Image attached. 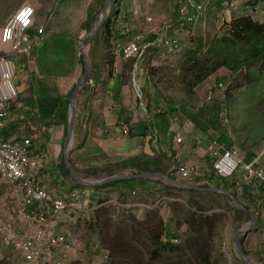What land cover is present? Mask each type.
I'll list each match as a JSON object with an SVG mask.
<instances>
[{
	"label": "crops",
	"instance_id": "crops-1",
	"mask_svg": "<svg viewBox=\"0 0 264 264\" xmlns=\"http://www.w3.org/2000/svg\"><path fill=\"white\" fill-rule=\"evenodd\" d=\"M108 1L19 0L11 9L14 13L24 4L32 5L36 9L37 19L34 27L29 30L33 43L31 54L27 55L19 52L13 55L17 68L19 97L13 102L9 115L0 121V140L15 141L30 138L32 142L30 156L40 161L37 179L41 182V185L54 192L87 188V186L80 185L73 175L71 178L64 171L66 167L70 170L66 163L69 141V108L67 120L64 108L66 100L73 94L72 92H74L86 71L82 47L84 40L91 34L90 31L93 30L96 20L95 18L91 29H89V14L93 15L99 12L98 16ZM119 1L121 7L120 10L118 8L116 11ZM158 1L113 0L107 10L105 21L106 23L113 20L114 31L112 36L109 37L107 43L104 42L102 30L101 36L97 40H92L93 42L91 41L92 43L86 48L87 57L94 60V65H91L88 83L82 87L77 98L76 124H78V128L75 141L69 148L70 165L75 171H80V173L76 171L80 177L82 175L88 177H81L83 179L97 178L94 180H99L108 178L105 176L133 175L134 171L132 170L135 169H118L117 165L128 162L135 157L149 159V162H152V159L155 158L159 162L158 168L161 170V174L177 181L179 180L171 174V167L177 162H183L189 166L213 164L214 158L209 150L210 143L212 140H219V132L213 127L207 128V124L213 115L208 114V110L200 113L199 110L192 109L189 106L181 109V107L162 101L163 97L159 91L161 89L156 86L157 83H155L156 88H151L146 66L143 63H141L139 82L143 93L148 94V91H150L149 94L152 98L151 96L147 100L144 98L141 103L137 95V89L132 84V61H127L120 55V49L125 40L123 34L125 17L129 20L133 8H136L137 5L141 6L144 14L159 16ZM216 4L221 5L220 2H216ZM237 4H245V0L238 1ZM112 5L115 7V13L110 9ZM176 8L178 10V5ZM171 9L174 8L171 7ZM212 11H216V9L214 8ZM246 11L250 13V8H247ZM169 12L171 14L172 10ZM206 16V20H201L197 26V32L207 26L211 17ZM233 18L236 17L233 16ZM158 21L161 22L159 17L156 18L155 27H157ZM39 28L44 29L43 34H39ZM195 35L191 36L194 37ZM187 36H180L179 38L183 42L184 39H190ZM155 37V35H150V41ZM96 45H100V47L97 48ZM159 54L160 50L156 46L149 50L146 58L151 56V61L154 64L160 60L161 56ZM19 70L24 74L18 77ZM22 100L29 102V105L22 103ZM204 103L210 110L219 108L222 113L221 119L225 120V114L218 104L213 102ZM175 110L185 112L183 120L172 113ZM195 115H203L204 119L201 122L206 128L205 132L187 119V117ZM85 121L89 124L88 129L83 128L82 124ZM126 127L130 128V134L128 135L124 134V128ZM179 137L183 140L181 144H178ZM242 161L245 165H264V153L261 157L247 153ZM105 168H110V170L104 172ZM96 169H101V176L82 174L86 170ZM245 176V171H239L233 179L228 180L229 189L237 194L235 197L240 198V203L242 201L244 206L250 207L252 213L259 211L260 215L259 217L256 215V229L251 234L241 237L240 241H243L244 251L253 254L251 257L264 259L263 255L257 254L264 249V206H262V209L259 207V204L264 201V188L259 182L258 184L253 183V181L248 183ZM207 180H211L210 177ZM179 182L187 186L171 185L177 189L175 192L180 194H187L182 192L181 189L194 190L200 193H214L212 191L196 190L193 187L228 189L226 183L224 184L222 180L218 179L214 182L211 181L212 185L209 186H205L201 180ZM156 189L158 187L153 190ZM240 189L243 190V193L239 192ZM244 189L248 191L250 196L254 197V202L244 200ZM100 190L105 191L108 189ZM173 200L175 204L182 202L180 199ZM217 212L223 213L231 219V214L225 209H215L210 213L215 214ZM179 218L178 221L173 210L171 233L173 234V229L176 227V230H183V232L181 231L183 238L188 227L182 223L183 220L180 216ZM65 221L59 224L58 231L67 235L64 231ZM232 229L236 233L239 231L235 225ZM235 235L232 240V248L235 255H237L238 250L234 244ZM67 236L73 241L75 240L71 236ZM76 244H74L75 248L70 253L74 264L101 263L100 260L105 250L101 244L98 242L84 245Z\"/></svg>",
	"mask_w": 264,
	"mask_h": 264
},
{
	"label": "built area",
	"instance_id": "built-area-1",
	"mask_svg": "<svg viewBox=\"0 0 264 264\" xmlns=\"http://www.w3.org/2000/svg\"><path fill=\"white\" fill-rule=\"evenodd\" d=\"M216 1L223 3L229 16L237 9L236 3L231 0H183L179 4L177 17L160 23L158 21L157 27L154 25L156 17L144 14L140 5L133 8L129 20L125 17V40L120 55L127 61L135 62L132 81L137 89L139 101L143 102L144 99L138 76L139 63L148 51L156 46L159 48L161 60L153 64L157 68L168 66L170 63L177 66L184 61L185 47L179 37L195 35L200 21L206 20L208 9L213 7ZM21 13L27 15L21 17ZM36 19V9L32 5H24L2 29L0 42L8 50L5 54H0V119L9 115L13 102L19 97L17 68L13 55L19 52L31 54L33 43L29 30L34 27ZM38 32L43 34L44 29L40 28ZM150 35L156 37L150 41ZM163 77L164 73L161 74V80ZM207 89L208 104L214 101L215 90L219 93H225L226 90L224 84L218 85L217 82L209 85ZM82 125L84 129H88L89 124L86 121ZM124 134H130L129 127L124 128ZM182 141L179 137L178 144ZM31 144L30 138L0 140V180L11 186L19 200V205L9 212L5 222L1 224L0 233L22 254L25 263L73 264L70 253L75 243L58 231V226L69 216L82 214L90 218L91 214L103 206L99 204L100 193L90 188L54 192L41 185L37 179L40 161L30 156ZM209 150L214 158L212 165L189 166L177 162L171 167V174L179 181L201 180L205 186H209L212 182L207 179L213 175L219 179L230 180L243 170L248 183L256 181L255 183L259 182L264 188V165H245L241 150L235 145L231 146L228 141L212 140ZM239 192L243 193V190L240 189ZM262 206L264 201L259 204L261 209ZM161 242L178 245L180 239L171 241L167 236H163ZM100 261V264H111L110 252L104 250Z\"/></svg>",
	"mask_w": 264,
	"mask_h": 264
},
{
	"label": "rangeland",
	"instance_id": "rangeland-1",
	"mask_svg": "<svg viewBox=\"0 0 264 264\" xmlns=\"http://www.w3.org/2000/svg\"><path fill=\"white\" fill-rule=\"evenodd\" d=\"M18 1L19 0H0V35L2 28L6 25V23L23 7L22 5L14 13L11 11L12 6H14ZM182 1L183 0H160L157 3L160 7L159 16L153 14L151 16L156 18L159 17L162 22L168 18L175 19L177 17L176 6H179ZM235 2L237 1L235 0ZM171 7L174 9H171ZM222 7V5H217L216 3H214L213 8L208 7L209 9L207 11V15L211 18L209 19L205 29H201V31L198 32L196 29V35L194 37L189 34L187 37L190 39H184L183 43L186 44L184 62L179 63L177 66L170 63L174 66L173 68L170 64H168V66L160 67L153 71V73L152 70L154 69L153 62L151 61L152 58L151 56H148L139 63L140 70L138 72V76H140L141 63H143V65L146 66V73L147 77L150 79L149 82L151 88H156V86H158L161 89L159 91L163 97L162 101L167 102V104L181 107V109L189 106L192 109L199 110L200 113L206 112L209 109V107L207 108V105L204 103L206 102V96L208 93L207 87L209 85H214L216 82L218 85L219 83L224 84L226 88L225 93L215 92V90L213 103L218 104L225 114V125L229 128L230 140L241 150L242 158L246 157L247 153L261 157L264 153V66L254 64L244 68L243 72L237 74H233L228 69L222 68L202 85L198 87L195 86L196 73L194 72V69L200 66H205L208 61L207 56L213 57L215 54L212 53L211 55H208L209 52L213 51V41L217 38L225 36V19L229 23L230 19L235 20L238 17L242 18L252 16L256 21H264V0H245V4H240L238 10L234 13V15L232 14L231 17L226 14L225 7ZM214 8L216 11H212ZM247 8H250L251 14L246 11ZM110 9L115 13L114 5H112ZM171 10L172 12L169 14V11ZM233 16L236 18H233ZM101 31L102 30L100 28L97 35L101 36ZM91 32L92 30L90 33ZM96 46L97 48L100 47V45ZM4 49L5 46H3L0 42V50ZM159 56H161V54H159ZM88 61L91 68V65H94V60H90L88 58ZM133 63L135 62H132V64ZM163 73L164 77L163 80H161V74ZM23 74L24 72L20 70L18 71V77ZM156 82H159V84L157 83L155 86ZM165 82H167V85H165ZM187 86L195 87L193 90H189ZM149 93L150 91H148V94H144L143 98L146 100L150 98L151 95ZM21 102L29 105V102L25 100H22ZM140 102H142V100ZM182 102L189 104H183ZM180 111L175 110L172 113L176 117H179L180 120H183L185 112L183 110ZM81 177L88 178L83 175ZM101 194V200H114L122 203L121 200L123 199L120 200L117 192L112 191L111 189L102 191ZM187 197V194L169 191L163 187H158L156 190H143L142 192L137 191V193H131L124 199L126 200V205L134 204L139 205V207H110L107 208V216L106 214L103 215L108 218V224L112 233L120 231L131 235L135 233L137 234L138 230L135 232V229L127 227V224H129L127 216L132 214L139 219H146L149 212L158 211L166 224L167 234L170 235L172 234V211L177 208V206L174 207L175 202L171 201V199H180L182 201L180 204L185 207ZM18 205V198L12 191L11 187L0 180V227L1 224L5 222V218L9 212ZM158 205L159 207H157ZM1 209H4L5 211L2 213ZM102 211L103 210L96 212L90 218L82 214L69 216L64 223L65 233L75 239L74 241L76 242L74 243H77L76 245L97 242L101 244L95 230L97 231L99 229H103L105 225V223L103 224L102 222L97 223V217L99 214H102ZM217 214L220 216L225 215L223 213L220 214L219 212H217ZM254 214L258 217L260 215L259 211H255ZM179 216H182V214ZM217 217L219 216L217 215ZM227 218L225 226L222 228V231L220 230L222 234L220 233V235L215 239L213 245L214 251L215 253L222 255L223 261L221 264H241L238 253L235 255L233 251L234 249L232 248L233 236L236 233L234 232L235 230L232 229L234 225H232L230 217L227 216ZM174 229L173 235H178L181 238V231L183 232V230H176V227H174ZM179 237L178 239H180ZM250 258L256 263L264 264V259L261 257ZM0 264H28L24 262L22 255L13 249V247L8 243V240L1 233Z\"/></svg>",
	"mask_w": 264,
	"mask_h": 264
},
{
	"label": "trees",
	"instance_id": "trees-1",
	"mask_svg": "<svg viewBox=\"0 0 264 264\" xmlns=\"http://www.w3.org/2000/svg\"><path fill=\"white\" fill-rule=\"evenodd\" d=\"M120 7L119 1L117 3L116 11L118 8L120 10ZM98 13L99 12L93 15L89 14V29H91L92 23ZM225 22V36L215 39L212 43L213 51L208 53V55H211L212 53L215 54L213 57L207 56L208 61L205 66H200L194 69V72L196 73L195 86L197 87L206 82L222 68L228 69L233 74H237L243 72L244 68L254 64L264 66V21H256L253 17L248 16L232 20L229 23L228 21ZM101 30H103L102 37L104 42L107 43L109 37L112 36V32L114 31L113 20H109V22L107 21ZM99 37L100 35H97L95 39L97 40ZM153 71L154 70H152V72ZM195 86H187V88L193 90ZM71 95L65 103L64 111L66 120ZM218 109H208L207 113L213 115V117L209 120L207 128L213 127L216 129L217 132H219V139L222 141H228L229 144L233 146L234 144H232L229 137V128L225 125V120L221 119L222 113L220 109ZM187 119L191 120L196 127L205 132L206 128L201 122L204 119L203 115L189 116ZM77 128L78 124L76 125V130ZM158 166L159 162H157L155 158L152 159V162H149V159L145 160L135 157L131 158L128 162L118 164L117 168L135 169L132 170L134 171L133 175L142 173L161 174V170ZM105 169L106 170H103L104 172L110 170V168ZM64 171L72 178L71 171L68 170L67 167ZM76 171L80 173L79 170ZM100 171L101 169L86 170L82 174L99 177L102 175ZM210 179L212 182L217 179L222 180L223 183H226L227 185L228 189L226 190L237 196L235 192L230 191L231 189H229L230 185L228 180L216 178L214 175L211 176ZM146 183L149 184L147 185ZM157 187H163L169 191L177 190L171 184L157 181L152 178H127L116 180L96 188L111 189L112 191L117 192L120 200L123 199L121 201L125 204L126 200L124 198L129 194L134 192L137 193V191L142 192L143 190H153ZM181 190L188 195L187 201H185L186 206L184 207L183 205L176 203L174 204V207L177 206V208L174 209V211L178 221L180 219L179 215L182 214V216H180L183 220L182 223L187 225L188 230L183 238L181 236L182 242L178 245H174L173 243L163 244L161 242L163 236H167L171 241L179 236L167 234L166 224L158 211L149 212L146 219H139L132 214L127 216V221L129 223L127 224V227L135 229V232L138 230L137 234L130 235L120 231L112 233L108 224V218L103 215L107 213V208L112 206H104L101 208L103 211L102 214H99L97 217V223L102 222L103 224L105 223V225L103 229L95 230V232L97 233L103 247L111 252V264H221L223 261L222 255L215 253L213 245L228 218L227 215L220 216L217 213L212 214L210 212L215 209L227 210V212L231 214L232 225H235L237 230H240L244 225L250 222L249 215L240 210L224 195L210 192L200 193L189 189ZM238 200L240 201V198H238ZM244 200H250V202L255 201L254 197L250 196L246 189H244ZM106 201L107 200H101L100 203ZM171 201L174 202V200ZM244 207L246 210L252 212L250 207ZM217 215L219 217H217ZM254 215L256 216V214ZM242 242L243 241L241 240V243ZM245 254L247 257L253 255L247 251H245ZM257 254L264 256V249ZM240 262L241 264H244L242 261Z\"/></svg>",
	"mask_w": 264,
	"mask_h": 264
},
{
	"label": "water",
	"instance_id": "water-1",
	"mask_svg": "<svg viewBox=\"0 0 264 264\" xmlns=\"http://www.w3.org/2000/svg\"><path fill=\"white\" fill-rule=\"evenodd\" d=\"M113 0H109L103 10L101 11V13L96 17L95 20V24L93 27V30L91 32V34L88 36V38L86 40H84L83 42V47H82V51L85 57V66H86V71L85 74L83 76V78L81 79V81L79 82L78 86L76 87V89L74 90L72 97L70 99V106H69V141H68V148H67V153H66V163L68 165V168L70 169L72 175L74 176V178L77 180V182L80 185L83 186H89V187H100L103 186L107 183L116 181V180H120V179H126V178H138V179H147V178H154L157 181H162L168 184H172V185H179V186H187L177 180L172 179L169 176L163 175V174H158V173H142V174H138V175H130V176H111L108 178H103V179H99V180H94V179H83L81 178L76 171L71 167L70 165V161H69V148L73 145L74 141H75V134H76V114H77V98L78 95L82 89V87L88 83L89 79H90V74H91V68L89 65V61L87 58V53H86V48L88 47V45L91 43V41L96 37V35L98 34L100 28L104 25L105 21H106V14H107V10L110 7V4H112ZM193 189L196 190H201V191H212L214 193H218L221 195L226 196L228 199H230L240 210H242L243 212L247 213L250 217V222L247 223L242 229H240L235 237H234V244L238 250V255L240 257V260L244 263V264H259L254 262L253 260H251V258L247 257V255L245 254L243 245L240 241V238L243 236H247L249 234H251L257 226V218L256 216L245 209V207H243V205L238 201V199L235 197V195H233L232 193L224 190V189H220V188H209V189H203V188H196L193 187Z\"/></svg>",
	"mask_w": 264,
	"mask_h": 264
},
{
	"label": "clouds",
	"instance_id": "clouds-1",
	"mask_svg": "<svg viewBox=\"0 0 264 264\" xmlns=\"http://www.w3.org/2000/svg\"><path fill=\"white\" fill-rule=\"evenodd\" d=\"M236 1L238 2V1H242V0H236ZM216 2H218V1H216ZM216 2H214V3H216ZM231 2L236 3V5H237V9H236V11H237L238 8H239V4H237V2H235V0H231ZM220 3H221V5L223 4L222 2H220ZM213 5H214V4H213ZM23 6H24V5H23ZM222 6H223V5H222ZM178 7H179V6H178ZM222 8H223V7H222ZM236 11H235V12H236ZM235 12H233V15H234ZM15 14H16V13H15ZM15 14H14V15H15ZM226 14H227V13H226ZM14 15H13V16H14ZM177 15H178V10H177ZM227 15H228V14H227ZM230 17H231V16H230ZM251 17H252V16H251ZM224 21H226V19H225ZM231 21H232V19H230V22H231ZM6 24H7V23H6ZM2 29H3V28H2ZM39 29H40V28H39ZM195 34H196V33H195ZM181 42H182V41H181ZM182 43H183V42H182ZM183 44H184V43H183ZM184 47H185V44H184ZM6 50H8V48H6V47H5L4 50H0V54H5V53H6ZM148 52H149V51H148ZM185 53H186V47H185ZM185 53H184V54H185ZM147 54H148V53H147ZM147 54H146V56H147ZM146 56H145V57H146ZM144 59H145V58H144ZM144 59H143V60H144ZM183 60H185V56H184ZM130 61L134 62L133 60H130ZM158 61H159V60H158ZM182 62H184V61H182ZM134 64H135V63H133V68H134ZM133 68H132V70H133ZM153 69H154V71H155V70H157L158 68H156V67L153 66ZM155 75H156V74H155ZM10 110H11V109H10ZM4 119H5V118H4ZM4 119H0V120H4ZM110 177H111V176H110ZM107 184H108V183H107ZM105 185H106V184H105ZM103 186H104V185H103ZM100 187H101V186H100ZM87 188H90V189H94V188H95V189H94L95 191L99 190V191H97V192L100 193V195H99V196H100L99 204H102V205H103L102 207H104V206H112V207H117V208H132V207L135 206L134 204H130V205L127 204V205H126V204H123V203L116 202V201H114V200H107V201L104 202V203H100V202H101V199H102V197H101V195H102L101 192H102V191H101L100 189H97L96 187H89V186H87ZM134 193H135V192H134ZM104 200H105V199H104ZM238 201H239V200H238ZM114 203H115V204H114ZM102 207H101V208H102ZM135 207H139V206H135ZM157 207H159V205H158ZM101 208H100V209H101ZM98 210H99V209H98ZM98 210H97V211H98ZM4 211H5L4 209H1V212H2V213H3ZM94 214H95V213L91 214V216L94 215ZM91 216H90V217H91ZM10 245H11V244H10ZM11 246L13 247V245H11ZM102 246H103V245H102ZM74 248H75V247H74ZM103 248H104V247H103ZM13 249H14V247H13ZM104 249L107 250L106 248H104ZM14 250H15V249H14ZM15 251H16V250H15ZM107 251H109V250H107ZM16 252H18V251H16ZM109 252H110V251H109ZM18 253L21 254L20 252H18ZM110 254H111V252H110ZM21 255H22V254H21ZM22 257H23V256H22ZM111 258H112V256H111ZM23 259H24V258H23ZM111 262H112V261H111ZM73 264H74V263H73Z\"/></svg>",
	"mask_w": 264,
	"mask_h": 264
},
{
	"label": "snow or ice",
	"instance_id": "snow-or-ice-1",
	"mask_svg": "<svg viewBox=\"0 0 264 264\" xmlns=\"http://www.w3.org/2000/svg\"><path fill=\"white\" fill-rule=\"evenodd\" d=\"M26 15H27V13H21V17H24Z\"/></svg>",
	"mask_w": 264,
	"mask_h": 264
}]
</instances>
